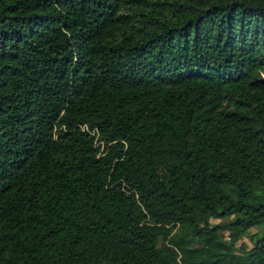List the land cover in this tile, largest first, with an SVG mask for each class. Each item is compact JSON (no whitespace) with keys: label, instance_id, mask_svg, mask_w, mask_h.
I'll list each match as a JSON object with an SVG mask.
<instances>
[{"label":"trees","instance_id":"obj_1","mask_svg":"<svg viewBox=\"0 0 264 264\" xmlns=\"http://www.w3.org/2000/svg\"><path fill=\"white\" fill-rule=\"evenodd\" d=\"M0 264H264V0H0Z\"/></svg>","mask_w":264,"mask_h":264},{"label":"rangeland","instance_id":"obj_2","mask_svg":"<svg viewBox=\"0 0 264 264\" xmlns=\"http://www.w3.org/2000/svg\"><path fill=\"white\" fill-rule=\"evenodd\" d=\"M223 219H225V218H223ZM217 220L218 219H216V218L215 219H211L212 222L217 221ZM255 228H256V226H254L252 229L254 230ZM242 239H243V241H246L248 244H250L248 239H246V237H243Z\"/></svg>","mask_w":264,"mask_h":264}]
</instances>
